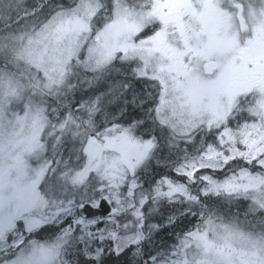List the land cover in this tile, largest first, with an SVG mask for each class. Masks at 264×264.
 I'll list each match as a JSON object with an SVG mask.
<instances>
[{
  "label": "snow or ice",
  "instance_id": "1",
  "mask_svg": "<svg viewBox=\"0 0 264 264\" xmlns=\"http://www.w3.org/2000/svg\"><path fill=\"white\" fill-rule=\"evenodd\" d=\"M0 264H264V0H0Z\"/></svg>",
  "mask_w": 264,
  "mask_h": 264
}]
</instances>
